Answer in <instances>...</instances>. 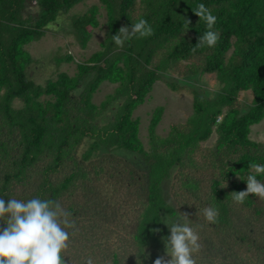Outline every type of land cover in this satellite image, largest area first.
<instances>
[{
    "label": "trees",
    "instance_id": "obj_1",
    "mask_svg": "<svg viewBox=\"0 0 264 264\" xmlns=\"http://www.w3.org/2000/svg\"><path fill=\"white\" fill-rule=\"evenodd\" d=\"M84 1L0 0V198L6 203L10 198L58 201L72 214L75 226L83 224L87 229L80 220L89 211L86 195L94 178L100 180L104 170L106 181L147 178L116 156L114 150L121 149L147 160L151 186L137 198L147 200L146 217H158L163 203L158 184L177 162L180 189L175 195L183 205L179 210H186L192 199L199 201L194 212L188 210V220L201 242L205 239L222 253L223 264L227 260L257 264L247 257L255 253L264 258V199L249 195L239 204L231 193L246 190L249 163L264 164V145L250 137L252 126L264 119V0H101L108 17L103 49L78 63L75 75L60 72L45 85L37 84L27 72L34 59L25 45L40 39L60 15ZM35 4L38 10L33 12L28 7ZM200 4L216 17L211 29L194 13ZM99 10L94 4L73 16L76 38L83 47L99 26ZM141 19L151 26L152 34L125 39L117 46L112 36ZM209 30L219 34L215 46L197 47L199 37ZM66 59L74 57L68 54ZM173 68L191 77L215 73L219 97L209 101L197 92L195 120L172 125L170 136L163 140L155 138L164 110L157 107L149 125L153 145L147 149L139 136L140 120L133 113L146 102L155 82ZM105 81L118 85L98 106L92 102L93 94ZM246 90L253 92V99L241 108L237 96ZM44 95L51 98L41 99ZM16 99L20 107L14 106ZM118 99L124 101L115 104ZM110 105L112 117L107 124L99 123ZM213 131L217 132L213 150L209 157L201 152L198 159L201 142ZM85 141L88 146L79 158ZM113 167L125 174L114 178ZM257 179L264 183V174ZM142 203L145 209L146 201ZM208 207L218 211L214 224L204 217ZM167 212L173 216L178 210L167 206ZM162 226L148 225L144 218L138 222L132 238L140 260L153 230H163ZM64 260L69 264L66 256ZM107 262L123 264L122 256L114 251Z\"/></svg>",
    "mask_w": 264,
    "mask_h": 264
},
{
    "label": "rangeland",
    "instance_id": "obj_2",
    "mask_svg": "<svg viewBox=\"0 0 264 264\" xmlns=\"http://www.w3.org/2000/svg\"><path fill=\"white\" fill-rule=\"evenodd\" d=\"M94 4L100 8L98 14L99 26L93 29L91 39L87 46L83 47L76 38L72 19L75 14L84 13ZM28 8L34 12L38 10V5L35 4ZM107 18V10L101 0H86L74 6L69 13L60 15L58 20L50 25L44 36L25 45V48L34 59L28 66V74L40 85H45L48 79H56L60 72H66L71 76L75 75L78 72V63L87 61L93 53L103 49L102 42L105 41L108 30ZM68 54L73 55L74 59L72 61L66 59ZM174 69L163 74V77L155 82L146 102L138 106L133 113V118H139L140 120L139 136L147 149L153 145L149 125L157 107L162 106L164 110L161 121L156 128L157 137L155 138L163 140L170 136L172 125L195 120L194 102L197 92L209 101L216 100L219 97L220 83L215 73H199L191 77ZM117 85V83L109 81L103 82L93 94L92 102L99 106L107 99L108 95L116 91ZM49 98L51 96L44 95L41 99ZM252 99L253 92L251 90L241 91L237 96L241 108L250 104ZM120 101H124V99H118L115 104L120 103ZM21 105L20 100H14L15 107ZM111 107L112 105L99 116V123H108L114 111L111 110ZM226 109L227 107L223 108V111L225 112ZM222 116L219 117V121ZM213 128L215 129L216 126ZM250 137L264 145V119L259 124L252 126ZM216 139L217 132L213 131L209 139L201 142L200 150L197 153L198 159H202L201 152L209 157L210 149L213 150ZM87 146L88 142L85 141L79 147V158H82ZM114 152L117 157L128 162L132 169L137 172H145L147 178L145 181L141 180L140 182L132 179L130 183L128 181L125 183L112 182V180L106 181V170H104L100 180L93 179L89 194L86 195L89 211L80 220L87 223L88 228L84 229L83 224H81L75 226V228L67 229L70 233V239L65 255L69 264H85L86 259L89 257H91L93 263L110 264L107 261L110 260L114 251L120 253L123 264H136V261L141 258L139 248L132 238V233L135 231L138 222L142 221L143 218L148 225H163V230L160 229L158 233L153 232L154 234L150 236L148 245L145 248L146 253L144 252V256L140 260L141 264H154L155 259L160 256L169 259L170 257H167L165 252L162 237L170 236V230L163 223L164 220L168 219L169 223H181L182 213L188 214V210L194 212V206L199 207L200 205L198 200L192 199L186 210L182 212L179 210L183 205L181 200H177L175 192L180 189L178 186L176 187L178 185L176 178L180 166L175 162L174 167L172 166L173 168L165 173V180L158 184L163 201L157 211L158 217H146L147 200H141L137 197L140 191H145L151 186V175L147 160L142 155L133 154L127 150L117 149ZM202 161H204V158ZM110 170L114 178L116 175L125 174L121 168L113 167ZM142 202L145 203V209L142 207ZM167 206H174L178 213L173 216L168 212L165 214L164 211H167ZM139 219L140 221H138ZM182 223H188L199 236L195 226H192L189 220H183ZM261 227L262 223L257 225V228ZM258 240L262 241L260 237ZM198 242L201 245L200 250L193 254V258L198 264H223V254L215 252L212 244L208 245L205 239L201 242L200 236ZM249 258H252L251 260H254L257 264L264 262V258H258L255 253H250L247 260ZM231 263L232 260L224 262V264Z\"/></svg>",
    "mask_w": 264,
    "mask_h": 264
},
{
    "label": "clouds",
    "instance_id": "obj_3",
    "mask_svg": "<svg viewBox=\"0 0 264 264\" xmlns=\"http://www.w3.org/2000/svg\"><path fill=\"white\" fill-rule=\"evenodd\" d=\"M194 13L207 23L209 29L213 27L216 17L203 4ZM150 34L151 26L141 19L131 29L122 26L112 39L117 46H122L125 39ZM218 39L219 34L209 30L199 37L196 46L206 44L214 47ZM248 167L250 174L245 181L246 190L231 193L234 202L239 204H243L249 195L264 199V183L257 179L258 174H264V164L249 163ZM223 187H227V184ZM203 214L209 223L217 222L216 209L205 208ZM71 215L58 201L52 199L42 200L37 197L22 201L10 198L6 203L0 198V221L6 225L0 228V264H65L64 257L70 239L67 229L75 228ZM182 215L187 221L188 214ZM163 223L170 230V236L162 237L166 255L170 258L160 256L154 264H196L193 254L200 250L201 245L194 229L188 223H169L168 219ZM153 231L158 233L160 229ZM85 264H93L91 257L86 259Z\"/></svg>",
    "mask_w": 264,
    "mask_h": 264
}]
</instances>
